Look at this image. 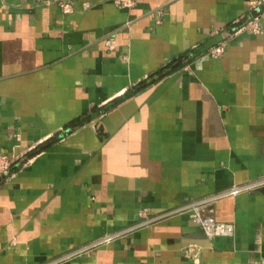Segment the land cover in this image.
Returning <instances> with one entry per match:
<instances>
[{
	"label": "crops",
	"instance_id": "obj_1",
	"mask_svg": "<svg viewBox=\"0 0 264 264\" xmlns=\"http://www.w3.org/2000/svg\"><path fill=\"white\" fill-rule=\"evenodd\" d=\"M64 1L0 0V264H264V184L214 202L233 235L138 224L264 177V0L258 34L250 0Z\"/></svg>",
	"mask_w": 264,
	"mask_h": 264
},
{
	"label": "built area",
	"instance_id": "obj_2",
	"mask_svg": "<svg viewBox=\"0 0 264 264\" xmlns=\"http://www.w3.org/2000/svg\"><path fill=\"white\" fill-rule=\"evenodd\" d=\"M45 1H57L62 6L65 12H70L71 10H73V5L69 1H64V0H45ZM116 2L118 4H121L122 6H132L134 5L135 0H116ZM261 3L262 0H250V6L254 11L242 23V25H240L238 28H236L233 31V34H237L243 30H248L254 34H258L262 31V24H261L262 12L257 10V7L261 5ZM106 43L110 47H113L115 45V38L114 37L106 38ZM226 46H227V39L220 40L217 43L209 46L206 53L210 57H219L226 50ZM12 163H13V157L8 152L0 150V176H2L8 171ZM262 184H264V177L258 178L256 180L247 183H236L230 187L196 198L181 206L170 209L162 214L152 217L147 216V210L143 209L141 211V214L144 215V219L138 222V224L150 222L163 215L186 211L190 213L193 220H195L200 224L202 228L200 234L202 236H205L210 239L217 235H233L235 232L234 222L217 219L215 216L214 202L221 197L231 194H236L242 190H246L252 187H257ZM126 230L127 229L105 234L104 236L94 239L92 242L81 247L79 250L89 249L99 244L102 241L111 239L115 236L124 233ZM187 249L190 248L187 247ZM72 253L74 252H71L70 254ZM70 254L63 256L58 260H54V262L61 261L65 257H68Z\"/></svg>",
	"mask_w": 264,
	"mask_h": 264
},
{
	"label": "trees",
	"instance_id": "obj_3",
	"mask_svg": "<svg viewBox=\"0 0 264 264\" xmlns=\"http://www.w3.org/2000/svg\"><path fill=\"white\" fill-rule=\"evenodd\" d=\"M141 85H143L142 82H141L140 84H138L137 86H135L134 90L139 89V87H140Z\"/></svg>",
	"mask_w": 264,
	"mask_h": 264
},
{
	"label": "water",
	"instance_id": "obj_4",
	"mask_svg": "<svg viewBox=\"0 0 264 264\" xmlns=\"http://www.w3.org/2000/svg\"><path fill=\"white\" fill-rule=\"evenodd\" d=\"M203 237H205V236H203ZM205 238H207V237H205ZM210 240V239H209Z\"/></svg>",
	"mask_w": 264,
	"mask_h": 264
}]
</instances>
